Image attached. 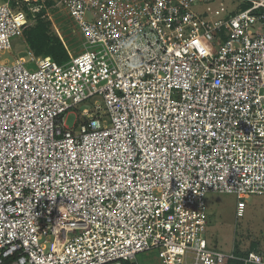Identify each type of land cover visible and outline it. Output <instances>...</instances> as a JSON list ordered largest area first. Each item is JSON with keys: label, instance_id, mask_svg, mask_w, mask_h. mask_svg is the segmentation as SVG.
Masks as SVG:
<instances>
[{"label": "built area", "instance_id": "obj_1", "mask_svg": "<svg viewBox=\"0 0 264 264\" xmlns=\"http://www.w3.org/2000/svg\"><path fill=\"white\" fill-rule=\"evenodd\" d=\"M240 1L56 0L88 46L64 65L24 37L44 0L0 3V264L236 259L208 247L206 195L237 218L264 196V0ZM13 37L28 60L3 59Z\"/></svg>", "mask_w": 264, "mask_h": 264}, {"label": "rangeland", "instance_id": "obj_2", "mask_svg": "<svg viewBox=\"0 0 264 264\" xmlns=\"http://www.w3.org/2000/svg\"><path fill=\"white\" fill-rule=\"evenodd\" d=\"M4 0H0L2 3ZM56 2V0H44ZM56 4V3H54ZM24 5H20L24 9ZM215 5H225L231 7L234 5H244L240 0H216ZM27 6V5H26ZM48 14V16H47ZM45 18L51 23V29L54 34L63 39L65 46L72 55L85 51L88 48L82 45L73 23L66 15V11L59 7L52 6L45 12ZM43 16V17H44ZM49 16L51 19H49ZM32 15L28 16L31 20ZM56 18H59L57 21ZM53 24L55 26H53ZM64 27L67 32L61 28ZM67 38H66V37ZM23 39L20 37H13L11 39L12 50L6 53L3 59L9 62L15 59L22 58L28 60L26 48L22 46ZM209 46L208 43H204ZM85 47V48H84ZM91 49V48H89ZM68 61L63 64L64 65ZM29 69L33 68L32 65L28 66ZM95 104L103 105L101 97L90 99L88 102L77 106V109L71 108V113L65 117V123L71 127L76 121V116L84 109H93ZM76 115V116H75ZM109 122L107 117L103 118ZM208 222L206 239L208 247L225 254L241 253L246 256L250 251L264 252V196H250L245 200L246 208L243 217H236L237 198L234 194L225 193H208L206 195ZM158 249L150 250L138 254L128 264H160L158 258Z\"/></svg>", "mask_w": 264, "mask_h": 264}, {"label": "trees", "instance_id": "obj_3", "mask_svg": "<svg viewBox=\"0 0 264 264\" xmlns=\"http://www.w3.org/2000/svg\"><path fill=\"white\" fill-rule=\"evenodd\" d=\"M12 5H14V3ZM26 5H24L23 10L29 16L32 14L29 13L28 7L39 5V2H32L31 4L27 6ZM52 6H55L53 2L45 1L44 6H41L38 12H35L33 14L34 23L24 32V37L31 51L37 58H50L52 61L56 62L57 64H63L69 60L67 49L65 47L66 43L63 42L64 41L63 39L59 38L56 34L52 32L51 23L44 16L46 10L50 9ZM56 19L57 21L59 20V18ZM61 29L64 32H67V30H65L64 27H62ZM256 252L262 255L264 258V252L263 254L259 253V251ZM234 255L236 259H230L227 261L226 264H244L241 259L244 258L245 255L241 253H237V254L235 253Z\"/></svg>", "mask_w": 264, "mask_h": 264}]
</instances>
